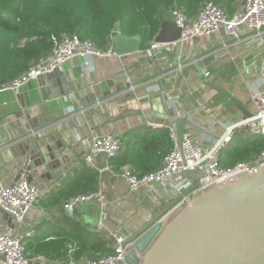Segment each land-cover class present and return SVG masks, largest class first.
<instances>
[{
    "label": "crops",
    "instance_id": "0c3cea01",
    "mask_svg": "<svg viewBox=\"0 0 264 264\" xmlns=\"http://www.w3.org/2000/svg\"><path fill=\"white\" fill-rule=\"evenodd\" d=\"M241 3L242 0L239 1L237 11ZM170 21H173L172 16ZM114 32L121 33L120 27ZM112 46L111 40V49ZM173 53H179L180 58L167 57L163 61V55L159 54L155 63L148 60L139 62V58L144 56L141 54H138L134 62L129 59V61L126 59L128 62H124L119 57L108 55L105 57H109L110 61L101 59L95 61L92 58L90 68L85 75L89 86L95 92V74L106 77L110 70L121 68L127 73L129 80H139L142 83L138 84V88L132 93L127 104H119L117 108H112L113 114L126 105L132 109H140L144 105L154 107L158 111L173 109L178 117H192L195 122L204 123L210 129L212 139L221 137L224 124L237 120L239 113L227 98L218 96L214 90L205 86L197 69V63L213 82L236 94L251 112H256L257 108L252 97L264 91V44L251 42L246 33L241 35L240 40H235L223 31L219 35L198 38L193 45H178ZM83 64L84 59L78 58V62L68 61L62 68L70 79H79L81 91L85 88L80 80L82 77L80 69L83 68ZM162 90L166 92L165 96ZM116 91V87L110 89L111 93ZM84 96L85 93H83ZM168 96H174V103L168 99ZM159 98L162 102L158 101ZM64 99H55L48 84L40 78L31 81L18 93L0 90V146H6L9 149L13 142L19 143L23 140L30 149L34 147L37 151V148L41 146L39 149L41 157L37 161L39 168H35L34 174L23 172L18 175V170H8L6 162L15 159L16 156L11 150L4 157L0 154V186L30 179L41 192L39 202L31 210L24 224L30 228L29 233L20 234L22 239L25 237L26 243L48 235L52 236L53 233H60L66 229L65 225L58 221L61 218V209L57 207L47 209L40 204V201L50 198L63 184L75 178L84 167H87L85 156L95 137L113 133L126 140L130 135L154 128L152 124H161L163 128L174 125L142 114L140 117L128 119L126 123H117L113 130L102 128L104 118L94 113H88L86 116L75 113L70 117V113L75 111L72 104ZM44 124H51L45 128L48 130L47 133L41 134L43 130L38 131L35 138L27 135L30 130L40 128ZM195 131L199 144L209 148L210 141L204 140L199 129ZM56 132L57 134H54ZM94 169L99 173L98 190L105 194L107 213L114 221H120L121 218L126 217L125 212L136 215L142 213L143 216L147 210L144 208L158 212L171 206L191 187L183 188L178 194L169 193L167 188L165 189L167 192L163 190L164 197L154 199L145 190L131 194L124 180L117 177L118 173L113 169L111 160L105 155L101 154L95 159ZM9 171V174L6 173ZM135 203L137 207L134 206ZM174 208L170 211L169 217L175 213ZM76 210L73 218L88 231L107 237L109 247L113 248L114 240L109 235V231L113 228L109 221L107 222L108 230L102 228L101 206L92 202L82 204ZM142 219L143 217L139 218L141 222H143ZM43 221H47L48 224L38 229ZM5 226L6 224L0 218V231ZM126 234L128 236L127 231ZM26 238L34 240H26ZM48 261L50 264H59V262Z\"/></svg>",
    "mask_w": 264,
    "mask_h": 264
},
{
    "label": "water",
    "instance_id": "95a60500",
    "mask_svg": "<svg viewBox=\"0 0 264 264\" xmlns=\"http://www.w3.org/2000/svg\"><path fill=\"white\" fill-rule=\"evenodd\" d=\"M181 38L182 29L174 21H165L155 42L177 43ZM111 40L113 51L121 55L120 60L124 62L128 59L136 61L139 52L142 51L143 44L140 38H129L114 32ZM158 53L175 59L180 58L179 53L167 49H161ZM151 54V57L143 56L138 61L157 62L156 52L151 50ZM98 59L110 61L109 57H93L95 61ZM184 59L188 60L186 57ZM74 60L78 62V59ZM196 66L205 86L214 90L218 96L227 98L235 106L239 117L234 122L253 116V112L236 94L213 82L198 63ZM80 71L84 91L79 89V79H70L62 69L40 77L48 84L55 99L65 98L72 104L75 112L72 111L70 117L75 113L85 116L94 113L104 118L101 127L111 130L117 123H126L128 119L140 117L142 114L165 120L176 126V146L183 155L182 143L189 121L187 116L178 117L173 109L158 111L145 105L140 109H132L126 105L113 114L112 108H117L119 104H127L142 81L129 80L127 73L117 68L110 70L106 77L95 74L93 92L85 75L86 70L81 68ZM114 87L117 91L111 93L110 89ZM158 101L162 102L160 98ZM50 125L44 124L40 128L30 130L27 135L35 138L36 132L41 130H43L41 134H45L48 132L45 128ZM17 142L10 144L9 149L0 146V154L3 157L10 153L9 150L16 156L15 159L6 162L7 169L18 170V175L23 172L34 174L35 168H39L37 161L41 157L39 150L41 146L36 151L34 147L30 149L25 140ZM10 171L6 173L9 174ZM27 181L31 183L30 179ZM195 186L187 189L171 206L158 212L143 207L147 209L143 216L138 212V215L125 212L126 217L120 221L109 218V224L113 229L123 226L128 232L124 245L128 246L124 251L125 256L116 264H264V166L256 173H241L218 185L203 189L169 217L170 211L187 197ZM134 206L137 207L136 203ZM141 217L143 222L139 220ZM0 218L6 226L13 229L14 238L19 237L21 233H29V227L13 221L1 206Z\"/></svg>",
    "mask_w": 264,
    "mask_h": 264
},
{
    "label": "trees",
    "instance_id": "16d2710c",
    "mask_svg": "<svg viewBox=\"0 0 264 264\" xmlns=\"http://www.w3.org/2000/svg\"><path fill=\"white\" fill-rule=\"evenodd\" d=\"M240 0H0V88L18 78L41 59L48 57L66 37L77 35L92 42L101 52L110 50L114 31L140 38L143 50L155 41L172 12L183 11L194 19L202 7L213 2L232 17ZM123 140L121 152L113 159V169L120 173L130 169L143 176L160 169L165 158L176 147L168 128H148ZM264 150V136L238 132L222 152L221 166L232 168ZM99 173L84 167L75 178L67 181L50 198L40 204L47 209L60 208L59 223L63 232H55L25 242L31 255H42L60 264H80L81 258L99 259L113 252L107 237L88 231L68 215L64 205L72 198L98 190ZM47 221L38 227L41 229ZM53 237V238H52ZM26 240H34L28 239ZM76 245L70 254V247Z\"/></svg>",
    "mask_w": 264,
    "mask_h": 264
},
{
    "label": "built area",
    "instance_id": "2783aa9c",
    "mask_svg": "<svg viewBox=\"0 0 264 264\" xmlns=\"http://www.w3.org/2000/svg\"><path fill=\"white\" fill-rule=\"evenodd\" d=\"M172 18L176 25L182 29L181 40L177 43L167 44H158L154 41L147 50L142 49L139 54L151 57V50H154L157 56L161 49L173 52L178 45H193L198 38L219 35L223 31L228 37L235 40H240L241 35L246 33L251 42H256L259 45L264 44V0H242L240 9L232 17H228L226 12L215 3L208 2L194 19L179 9L172 12ZM107 55L122 57L111 48L108 52H101L92 42L83 41L77 35L69 36L57 44L53 53L48 57L32 65L27 72L4 85L0 90L18 93L31 81L62 69L66 62L78 58L84 59L83 68L87 71L93 57L102 58ZM162 55V60H166L168 56ZM162 94L165 96L166 92L162 90ZM168 99L174 103V96H168ZM252 100L257 108L253 116L240 122L225 123L224 132L219 138L212 139L210 137L211 131L204 123L195 122L192 117H188L189 121L182 143L183 155L176 146L165 158L160 169L139 177L126 168L118 173L117 177L124 180L131 194L145 190L154 199L164 197L163 190L167 188L169 193L178 194L183 188L198 184L174 208L173 212H176L191 197L211 185H218L241 173L258 172L264 166V150L251 160L238 163L232 168L225 169L221 166L222 152L233 142L238 132L245 131L264 136V91L254 94ZM152 127L158 129L164 126L152 124ZM167 128L176 142V126L171 125ZM195 129L201 131L199 132L204 136V140L210 141L209 148L199 144ZM122 147L123 140L118 135L97 136L93 139V144L86 153L85 163L88 168L94 169L95 159L99 155L103 154L111 160L121 152ZM165 191L167 192V190ZM40 196L39 188L27 180L0 186V206L12 217L13 221L22 225L25 224L31 210L39 202ZM105 199V194L101 190H97L70 199L64 205V210L68 215L74 217L78 206L92 202L98 203L102 208L101 226L108 230L109 214ZM109 235L114 240L113 252L95 260L86 257L81 258L80 264H116L122 261L125 256L124 251L128 247L124 246L127 239L124 227L120 226L110 230ZM74 251L75 248H71L70 254ZM34 262L49 261L42 255L30 256L23 239L20 236L14 238L13 229L5 226L0 231V264H32ZM70 264H74V261L72 260Z\"/></svg>",
    "mask_w": 264,
    "mask_h": 264
},
{
    "label": "rangeland",
    "instance_id": "374dc122",
    "mask_svg": "<svg viewBox=\"0 0 264 264\" xmlns=\"http://www.w3.org/2000/svg\"><path fill=\"white\" fill-rule=\"evenodd\" d=\"M43 59H44V58H43ZM71 248H75V249H76V245L74 244L72 247H70V249H71Z\"/></svg>",
    "mask_w": 264,
    "mask_h": 264
}]
</instances>
